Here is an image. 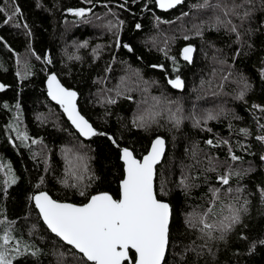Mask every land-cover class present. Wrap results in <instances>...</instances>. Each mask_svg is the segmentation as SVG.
<instances>
[{
	"label": "snow or ice",
	"instance_id": "6c2138e0",
	"mask_svg": "<svg viewBox=\"0 0 264 264\" xmlns=\"http://www.w3.org/2000/svg\"><path fill=\"white\" fill-rule=\"evenodd\" d=\"M86 7L68 8L66 11L73 15L80 23L92 24L94 27L104 29L113 37L112 45L97 44L92 48L93 60L101 58L103 50L114 46L116 49L123 47L128 52L134 49L130 44L122 43L121 33L124 29L125 21L118 18L117 13L108 7V12L103 16L95 15L93 0H83ZM127 3V0H125ZM184 0H154V4L161 10L167 11L182 5ZM38 8L42 7L37 0ZM124 8L125 4L119 5ZM147 8V5H145ZM195 10L196 15H192ZM258 14L264 15V0H197L189 5L188 12H181L176 18L180 21V34L184 41L188 43L178 50L177 54H170V44L176 37H164L163 47L157 44L156 39L150 38L151 43L161 52L166 60L172 64V72L175 78L167 79L168 85L173 89L183 90L185 80L180 75V60L186 64H194V53L197 47L191 42L195 37L201 41V51L206 45L214 50L213 62L218 65L214 67L211 78L207 81L201 80V89L211 90L213 97L221 95L233 96L234 99L245 101L248 93L253 89V84L242 72H235V61L246 47L248 52L254 48L251 42L256 33L264 34V20L258 19ZM115 19H109L108 17ZM191 16V26L184 24L185 18ZM0 19L3 24H11L13 28L24 30L28 37L32 36L30 25L27 23L22 8L17 0H4L0 4ZM156 26L160 23L172 24L174 21H161L159 16H155ZM99 22V23H97ZM136 29H141L142 25L137 23ZM216 33L217 38L221 35L231 40V44L237 45L234 54L231 56L233 63H229L227 56L222 54L223 49L217 48L214 40L206 39L207 34ZM234 37V39H233ZM3 46L15 56L16 77L24 81L34 75L33 65L30 61L22 57L19 53L8 45L7 41L0 36ZM148 41H145L147 45ZM89 41L84 40L74 43V52L69 53L64 50V55L68 61H82L78 54L80 49L88 48ZM28 52L35 56L37 60L41 57L29 45ZM244 52V55H248ZM113 63L115 57H112ZM43 62L52 64L53 60L49 55L43 57ZM262 67L258 70L262 82H264V58L261 59ZM2 67V65H0ZM152 68L164 69V64H153ZM105 73L112 71L111 64L105 67ZM127 71L131 74L121 76L117 84L107 87V76L98 77L93 83L105 85L94 94L96 103L105 109V123L111 117L109 110L119 103L121 99L132 101L137 104L130 122L123 123L125 117H118L123 129H138L149 131L156 127H169V131L179 129L186 119L192 121L193 128L201 131L212 132L208 127L210 121H220L221 118L228 120V137L215 135V139L203 141L210 149H226L225 157L221 160L218 156H213L200 148V142H192L190 148H185L191 163H181V175L175 182L184 195L185 200L191 196L195 188L201 187V181L207 186V191L199 198L201 203L195 205L187 204V209L182 213L183 232L174 236L172 223L174 220V206L165 199L172 192L168 187L169 180L160 172L159 189L155 183L157 178V166L161 164L166 153V141L161 135H156L150 140V146L143 150L141 156H137L135 150L129 147L124 140L123 132L119 134L108 131H99L93 123L83 115L78 108L77 98L79 93L76 90L65 87L61 83L55 72L47 75L46 86L47 96L55 101L62 109L72 128L87 140L93 137L105 138L122 162V178L119 180L118 194L114 196L109 191L96 190L90 192L93 184L99 177L91 167L94 159L89 152L94 151L89 145L80 142L77 145L61 147L60 155L62 160V173L54 176L53 179L66 189H74L76 194L82 198L79 203L60 200L50 195L47 190H41L46 182V177L41 175L38 182L33 185V190L26 197L29 215L22 219L30 218L31 212L35 211L39 220H42L46 229L54 234L61 243V248L67 251L53 249L51 255L56 258V264H68L70 256L73 264H209L205 259L211 257L215 262L220 245L229 243V237L240 229L238 239L248 240L244 230L248 225L246 219L251 215V197L259 194V200L264 205V186L257 185L255 192H250L246 185L241 183L246 176L254 172L252 161H248L244 167V157L237 155L236 150L255 156L251 151V143L246 142L251 136L248 127L234 128L232 120L240 121L242 117L235 115L223 106L215 109H203L199 112L193 105L192 110L185 115V109L177 101L169 99L161 94L160 96L150 95V90L157 81L144 80L139 69H132L128 66ZM135 77V80H132ZM132 83L135 87H129ZM235 85L233 92H225L227 85ZM8 85L0 83V91ZM134 90L141 91L143 98L135 101L131 93ZM199 99V97H198ZM3 107L8 109L7 102ZM15 115L6 125V131L15 133V138L9 135V142L13 147L23 146L30 152V158L34 161L43 156L44 171H52L49 165V158L44 156L43 139H33L26 129L20 127L21 105L17 101L15 104ZM253 112H259V117H254L260 132L264 133V104L253 103ZM37 119H41L37 116ZM237 138L235 143L232 136ZM243 138V139H241ZM255 139L264 145V135H257ZM19 141V144H16ZM33 145H40L39 152L33 151ZM259 160L264 162V154L259 156ZM196 172L193 175V172ZM0 190L3 191L5 199L9 195V189L17 185L19 177L11 163H6L0 159ZM235 182V183H233ZM17 220L10 219L7 215L6 207H0V264H30L29 258L39 259L46 255L44 250L24 239L23 234L16 235ZM37 226L31 225L28 235L35 234ZM184 240H187L185 243ZM264 247V237L254 239L249 242L247 254H252L257 247ZM171 254V261L168 259ZM240 255L239 252L234 253ZM21 258H24L23 261Z\"/></svg>",
	"mask_w": 264,
	"mask_h": 264
},
{
	"label": "trees",
	"instance_id": "16d2710c",
	"mask_svg": "<svg viewBox=\"0 0 264 264\" xmlns=\"http://www.w3.org/2000/svg\"><path fill=\"white\" fill-rule=\"evenodd\" d=\"M17 2L30 25L32 36H26L24 30L13 28L11 24H3L2 19H0V36L4 38V41H7L14 52L30 61L33 65L34 75L24 81L19 80L15 75V56L3 46V41H0V65H2L0 67V83L8 85L7 88L0 91V159L6 163H11L20 178L18 184L13 185L8 190L7 199H5L3 191L0 190V207H6L8 217L17 220L16 235L22 233L25 240L35 243L46 253L38 260L29 258L30 264H56V258L51 255L52 250L67 251L66 247H60L62 242L46 229L35 211L31 212L29 219H22L29 215L25 197L33 190V185L38 182V178L41 175L46 177V182L41 190L49 191L54 198L75 203L82 200L74 189H66L53 179L54 176H60L62 173L60 155L62 146H73L82 142L94 149V151L89 152L94 157L91 161V167L99 179L89 189L90 192L105 190L116 196L119 180L122 178V162L119 161L109 142L103 137H93L91 140L78 137L59 106L48 98L45 78L50 72H55L65 86L79 93L78 106L81 113L99 131L116 133L118 138L119 134L123 132L124 140L122 143L133 148L138 157L143 154V150L150 145V140L156 135H161L165 139L166 153L161 164L157 166L155 183L158 190L160 172H163L164 177L169 180L168 187L172 189V192L165 199L174 206L172 223L174 236L183 232L182 213L189 210L187 204L201 203L199 198L207 191V186L202 183V180L197 181L201 183V187L193 189L191 196L186 201L183 193L175 188V182L181 175V163H191L185 153V148H190L192 142L198 141L201 149L223 160L226 149H210L203 141L215 139L216 134L228 137V120L221 118L220 121H210L208 127L212 128V132L193 128L192 121L189 119H186L179 129L172 131H169L168 126H153L149 131L123 129L118 117H125L123 123L130 122L137 104L121 99L117 105L109 109L112 115L105 123V109L96 103L94 95L99 88L105 86L93 83L98 77L107 76L106 86L113 87L118 83L121 76L131 75L127 71L130 65L132 69L140 70L144 80L157 81L151 88L150 95L160 96L163 94L169 99L177 101L184 107L185 115H188L195 105L198 112L203 109H215L218 106H223L235 115L242 117L240 121L232 120V124L235 129L240 127L250 129L252 134L246 142L251 143V151L255 152L256 155L250 156L239 149L236 150L237 155L244 157L243 166L247 167V162L252 161L255 169L241 183L246 185L250 192H255L257 185L264 186V162L259 160V156L264 154V145L255 139L257 135H264V133L260 132L254 119V117H259L260 113L253 112L251 109L253 103L264 104V82L261 81L258 72L262 67L261 59L264 58V34H254L251 40L254 44L253 50L248 52L245 47L235 61L234 71L244 73L253 84V89L246 96L245 103V101L234 99L233 96L213 97L211 90L207 89V85H205V90L201 89V80L210 79L213 68H218V65L212 60L213 55L216 54L214 50L205 45L204 50L201 51V41L195 37L191 40L197 47L194 64L188 65L182 59L180 60V75L185 80V88L183 90L173 89L167 83L169 77L175 78L171 61L166 60L164 55L157 51L150 38L154 37L157 44L163 47L165 36H175V41L170 44V54H177L178 50L185 46L188 41L182 39L179 30L181 22L177 21L176 18L181 15V12H188L189 5L196 3L197 0H184L182 5L168 11L159 10L154 4V0H127V3L125 0H93L95 5L93 13L95 15L103 16L110 7L113 12L117 13L119 19L125 21L121 40L122 43L130 44L134 49L133 52H128L123 47L120 49H116L114 46L107 47L103 50L101 58L95 61L92 57V48L97 44L112 45L113 37L102 28L94 27L92 24L80 23L77 18L66 11L68 8L86 7L87 5L83 3V0H39L42 5L39 8L36 6L37 0H17ZM3 3L4 0H0V4ZM121 4H125V7H119ZM192 15H196L195 10L192 11ZM155 16H159L161 21H174V23H160L157 27ZM108 18L115 19L111 16ZM257 18L264 20V15L258 14ZM137 23L142 25L139 30L135 28ZM184 24L187 27L191 26V16L185 18ZM206 39L214 40L216 47L224 50L222 54L217 55L227 56L229 63H233L231 56L234 54L235 48L238 47L237 45H232L231 49L228 48L227 45L231 44V40L223 35L217 38L216 33L207 34ZM84 40L89 41L90 46L86 49H80L78 54L83 58L82 61H68L64 55V50L67 48L68 52L72 53L75 51L72 45ZM145 41H148L147 45ZM29 45L41 57L40 60H37L27 51ZM244 52H248V55H244ZM46 54L52 58V64L43 62V57ZM113 56L115 57L114 63L112 61ZM109 64H111L112 71L105 73L104 69ZM153 64H164L165 67L164 69L152 68ZM135 79L132 77V80ZM128 86L135 87L132 83H129ZM234 88L235 85L229 84L224 91L230 93L233 92ZM131 95L135 101H140L143 95L147 94L134 90ZM17 101L21 105L20 127L26 129L31 138L43 139L44 145H46L44 156L49 158V165L52 169L50 172L44 171L43 156L34 161L30 158L31 154L28 149L23 146L13 147V144L9 142V135L14 139L15 133L5 129L15 115ZM5 102L10 106L8 109L3 107ZM37 116H40L41 119L38 120ZM260 122L264 123V119H261ZM236 138L235 135L232 136L233 143H235ZM16 144L18 145L19 141H16ZM41 147L40 145H33L32 149L39 152ZM195 174L194 171L193 175ZM0 181H2V176H0ZM251 200V215L250 218L246 219L248 227L244 230L248 240L238 239L240 229H237L229 237L227 246L220 245L215 262L211 260V257L205 258L209 264H264V247L258 246L255 252L247 254L249 242L264 237V205L260 203L258 193L252 196ZM33 224L37 226V229L35 234L30 237L28 229ZM184 242L186 243L187 240ZM236 252H239L240 255H235ZM23 259L21 258L22 261ZM67 259L68 264H73L70 256ZM168 259L171 261V254H169ZM200 264H204V261H200Z\"/></svg>",
	"mask_w": 264,
	"mask_h": 264
},
{
	"label": "water",
	"instance_id": "95a60500",
	"mask_svg": "<svg viewBox=\"0 0 264 264\" xmlns=\"http://www.w3.org/2000/svg\"><path fill=\"white\" fill-rule=\"evenodd\" d=\"M158 8V7H157ZM159 9V8H158ZM159 10H161V9H159ZM171 10V9H170ZM161 11H164V10H161ZM168 11V10H167ZM184 47V46H183ZM194 55H195V53H194ZM51 73V72H50ZM50 73H48V74H50ZM47 74V75H48ZM58 76V75H57ZM59 78V77H58ZM46 79H47V76H46V78H45V86H46ZM60 79V78H59ZM61 81V80H60ZM61 83H62V81H61ZM63 84V83H62ZM65 86V85H64ZM65 87H67V86H65ZM72 89V88H71ZM74 90V89H73ZM46 94H47V86H46ZM49 99H50V97H48ZM51 100V99H50ZM52 101V100H51ZM53 103H55V101H52ZM56 104V103H55ZM77 104H78V98H77ZM56 105H58V104H56ZM59 106V105H58ZM60 108V107H59ZM78 108H79V106H78ZM61 111H62V109H61ZM63 113V112H62ZM65 116V115H64ZM65 118L67 119V117L65 116ZM70 123V122H69ZM75 130V129H74ZM82 138V137H81ZM155 138V137H154ZM84 139V138H83ZM87 140V139H86ZM150 146V145H149Z\"/></svg>",
	"mask_w": 264,
	"mask_h": 264
}]
</instances>
